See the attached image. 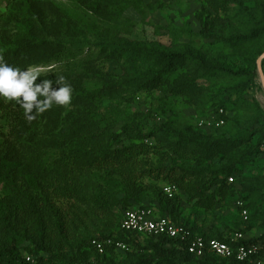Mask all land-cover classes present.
I'll list each match as a JSON object with an SVG mask.
<instances>
[{"label":"rangeland","instance_id":"rangeland-1","mask_svg":"<svg viewBox=\"0 0 264 264\" xmlns=\"http://www.w3.org/2000/svg\"><path fill=\"white\" fill-rule=\"evenodd\" d=\"M239 4L257 19L258 28H264V0H0V57L21 70L37 66L38 83L47 79L55 82L62 76L56 64L47 63L51 47L37 52L25 68L20 62L9 61L13 49L10 45L6 50L7 37H12L18 20L34 19L39 27L58 38L86 37L107 42L128 39L168 52H192L206 61L251 50L257 64L264 54V34L245 49L219 43L220 39L253 31ZM261 66L264 74V59ZM97 68L113 75L122 73L120 63L112 59L98 60ZM198 69L195 61L184 62L159 90L131 95L124 88L118 96L102 99H78L75 94L97 92L103 86L99 80L65 78L73 89L71 103L54 105L32 121L15 102L0 99V173L14 172L21 179L28 172L38 173L48 181L79 188L74 197L50 195L53 207L47 210L42 223L36 215L23 211L9 218V223L0 219V248L15 246L24 256H34V249L45 247L58 264H64L69 253L76 252L93 262L120 264L134 251L136 243L120 229L119 219L111 223L94 207L93 199L106 190H113L128 208L155 209L197 235L229 237L244 230L257 238L264 236V83L258 67L254 94L250 96L242 79L201 78ZM241 97H254L256 101L242 100L234 111L226 112L227 124L216 128L212 123L216 108ZM168 120L175 122L177 130H192L227 143L225 157L206 163L195 157L182 160L171 147L174 139L158 137L150 144L155 146L153 152L142 157L135 170L163 174L160 179H143L146 188L138 196L124 185L116 188L122 178L111 170L90 167L87 160L73 166L66 161L76 153L68 150L71 142H85L91 149L105 147L111 141L105 134L111 126L114 133H121L126 123L132 122L137 127L131 126V134L122 137V145H130L138 126L148 131ZM233 141L236 145L230 144ZM199 168L214 172L227 168L229 177L234 178L233 182L227 181L228 193L213 209L195 206L184 194L174 200L163 197L162 188L168 183L164 177L170 169L183 173ZM239 199L249 204L246 221L237 210ZM94 239L128 241L130 247L115 250L108 244L100 253L90 244Z\"/></svg>","mask_w":264,"mask_h":264},{"label":"trees","instance_id":"trees-1","mask_svg":"<svg viewBox=\"0 0 264 264\" xmlns=\"http://www.w3.org/2000/svg\"><path fill=\"white\" fill-rule=\"evenodd\" d=\"M239 5L246 20L254 27L253 31L249 34L234 35L227 39H220L219 43L229 48L245 49L264 34V28H258L257 19L242 4ZM2 24L3 19L0 13V32ZM44 36L49 38L46 39ZM10 45H12L11 48L13 50L9 61L20 62L21 68L28 67L32 58L42 48L51 47L52 52L47 63L56 64V71H60L63 77L68 78L70 81L96 79L103 83V86L95 93L86 91H81L80 93L78 91L79 95L75 92L78 99L79 96L81 98L94 97V99H102L107 95L118 96L119 92L124 88L129 89L131 95L159 90L169 77L178 72L184 62L189 61H195L201 78L211 79L218 76L223 79H242L249 96L254 94L256 86V55L251 50L241 51L232 55L217 56L206 61L198 58L192 52H168L162 50L159 46L147 47L143 43L128 39L107 42L90 40L86 37L58 38L52 36L48 30L39 27L34 19H20L16 22L12 37H7L6 50H9ZM101 59L118 61L121 65L122 73L113 75L98 69L97 61ZM242 100L255 102L256 98L241 97L234 102L229 99L226 103H221L216 108L215 118L217 120H225V124L216 128H223L227 124L228 117L226 112L229 110L234 111ZM230 102L234 104H230ZM221 110H223L224 114H220ZM131 126L137 127L135 123L127 122L121 133H114L111 126L105 132L111 140L105 147L91 149L85 146L87 144L85 142L69 143L68 150H75L76 153L74 156H68L66 160L68 165L73 166L82 163L83 160H87V164L90 167L111 170L122 178V182L115 185L116 188L124 185L133 195L138 196L140 191L146 188L143 187V179L152 176L160 179L163 174L160 172L154 175V171H141L138 173L135 170L141 162L140 159L144 156H149L153 152L155 146L150 144L158 137L174 139V144L171 147L182 160L195 157L206 163L215 158L225 157L224 146L227 143L203 133H194L192 130H189L188 133L177 130L173 120L155 125L148 131L138 126L137 133L133 136L130 135V140L133 142L130 145H122V137L124 134H131ZM120 144L122 145L121 147L114 148V146ZM230 144L236 145V142L233 141ZM62 155H65V151L62 152ZM229 174L230 172L227 168L220 172L199 168L183 173L170 169L164 177V180L168 183L163 186L161 192L167 200H174L179 195L184 194L187 196L188 201L195 206L211 210L221 201L219 198L227 195ZM23 177L24 179H21L14 172L0 173V219L6 223H9V218L18 215L20 211L36 215L42 223L47 210L53 207V203L50 202V195L74 197L79 192L78 187L69 188L59 182L48 181L38 173L28 172ZM167 185H175L177 187V193L172 198H169L163 192L164 187ZM246 199H239L238 201L244 203V209L248 211L249 218V204L245 201ZM93 205L111 223L119 219L120 229L124 213L128 210H135L134 208H128L123 200L118 199V195L113 190L100 192L93 199ZM142 208L149 207L141 206L136 209ZM237 210L242 216V209L237 207ZM192 232L195 233L194 231ZM237 232H243L248 237L246 241H241V243H264V236L257 238L249 235L244 230H239L235 233ZM126 233L132 236L136 245L134 251L128 253L120 264H249L237 260L221 259L211 255L196 258L189 254L187 249L179 242L166 237H154L135 232ZM200 235L222 241H229L231 237ZM94 240L100 241V239ZM92 241L90 244L95 249ZM100 242L104 245V251L108 244L111 245V248L117 250L116 243H120L111 241ZM121 243H125L128 248L130 247L128 241ZM42 248L46 249V251H44L43 255H40V252L43 251ZM42 248L34 249L31 254L35 257L32 255L24 256L15 246L0 248V264H58L50 258L49 249ZM95 251L97 250L95 249ZM27 256L31 257V261H27ZM64 264L115 263L113 261L93 262L76 252L69 253Z\"/></svg>","mask_w":264,"mask_h":264},{"label":"built area","instance_id":"built-area-1","mask_svg":"<svg viewBox=\"0 0 264 264\" xmlns=\"http://www.w3.org/2000/svg\"><path fill=\"white\" fill-rule=\"evenodd\" d=\"M220 114H224L223 110ZM215 127H222L225 124L223 119H213ZM233 182V178H229ZM163 192L169 198L177 193L175 185H167ZM237 207L242 209V217L248 220V211L244 209V203L237 201ZM121 229L126 232H135L142 235L154 237H166L170 240L179 242L189 254L196 258H203L207 255L215 256L226 260H237L249 264H264V243L244 244L248 237L243 232H237L229 238V241H222L214 238H206L193 233L191 230L173 222L170 218L160 216L154 209L142 208L128 210L124 213L121 221ZM95 249L102 253L104 245L98 240L92 241ZM118 250H127L125 243H116ZM31 261V257H26Z\"/></svg>","mask_w":264,"mask_h":264},{"label":"clouds","instance_id":"clouds-1","mask_svg":"<svg viewBox=\"0 0 264 264\" xmlns=\"http://www.w3.org/2000/svg\"><path fill=\"white\" fill-rule=\"evenodd\" d=\"M36 67L21 70L0 57V99L19 105L29 121L35 120L37 115L54 105H69L73 93L71 85L65 82L63 76L55 82L47 79L38 83L40 74Z\"/></svg>","mask_w":264,"mask_h":264},{"label":"water","instance_id":"water-1","mask_svg":"<svg viewBox=\"0 0 264 264\" xmlns=\"http://www.w3.org/2000/svg\"><path fill=\"white\" fill-rule=\"evenodd\" d=\"M264 59V54L260 56V58L258 59L257 61V67H258V70H259V73L261 75V78L263 80V83H264V74L262 72V66H261V63H262V60Z\"/></svg>","mask_w":264,"mask_h":264}]
</instances>
